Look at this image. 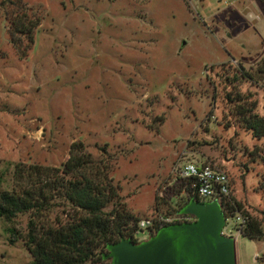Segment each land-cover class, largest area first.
Instances as JSON below:
<instances>
[{
  "label": "rangeland",
  "instance_id": "1",
  "mask_svg": "<svg viewBox=\"0 0 264 264\" xmlns=\"http://www.w3.org/2000/svg\"><path fill=\"white\" fill-rule=\"evenodd\" d=\"M17 21L38 26L29 38ZM263 56L264 0H0V190L16 164L59 167L81 141L139 221L189 216L174 211L189 197L176 174L188 161L224 171L230 197L261 218L264 138L227 97L264 115L261 88L231 84ZM28 221L0 219V264H31ZM234 221L236 264H264V239L237 236Z\"/></svg>",
  "mask_w": 264,
  "mask_h": 264
},
{
  "label": "trees",
  "instance_id": "2",
  "mask_svg": "<svg viewBox=\"0 0 264 264\" xmlns=\"http://www.w3.org/2000/svg\"><path fill=\"white\" fill-rule=\"evenodd\" d=\"M13 24L24 29L29 38L38 26L20 21ZM17 32L21 31L17 29ZM232 77L233 86L235 82H245L264 92V56L254 70L239 64ZM227 99L251 137L262 140L264 115L256 112V101L243 95ZM179 179V186L189 193L187 203L191 199L202 202L190 187L191 181ZM259 186L264 203V177ZM221 206L226 217L238 212L247 218L243 237L253 241L264 239V209L261 218L254 216L233 196ZM56 208L61 210V217L51 221L50 214ZM181 209L174 211L178 213ZM19 215L29 216L28 232L23 240L33 258L31 264H112L110 246L124 239L141 243L136 237L139 219L127 210L119 187L109 176V165L94 160L81 141L71 145L69 158L59 167L15 165L13 183L0 190V219L12 222ZM158 230L156 227L150 238ZM7 231L16 233L13 228Z\"/></svg>",
  "mask_w": 264,
  "mask_h": 264
},
{
  "label": "water",
  "instance_id": "3",
  "mask_svg": "<svg viewBox=\"0 0 264 264\" xmlns=\"http://www.w3.org/2000/svg\"><path fill=\"white\" fill-rule=\"evenodd\" d=\"M180 213L196 220L163 227L139 244L121 240L109 247L112 264H236L235 239L221 235L225 213L217 200L191 199Z\"/></svg>",
  "mask_w": 264,
  "mask_h": 264
},
{
  "label": "built area",
  "instance_id": "4",
  "mask_svg": "<svg viewBox=\"0 0 264 264\" xmlns=\"http://www.w3.org/2000/svg\"><path fill=\"white\" fill-rule=\"evenodd\" d=\"M224 1L226 2L228 0ZM176 174L182 179H189L191 181V187L200 201L217 200L221 205L230 199L231 188L229 177L224 171L219 169L211 161L203 163L194 161L185 162L176 169ZM232 216H235V221L233 223L236 230V235L240 236L242 235V230L247 223V218L238 212ZM193 217V215L183 216L175 219L159 217L156 223L150 219H142L138 223L136 235L148 228L157 227L158 229H161L177 222L191 223L196 220V218ZM229 217L225 216V225L221 231V235L225 237H231V235L227 232V220Z\"/></svg>",
  "mask_w": 264,
  "mask_h": 264
},
{
  "label": "crops",
  "instance_id": "5",
  "mask_svg": "<svg viewBox=\"0 0 264 264\" xmlns=\"http://www.w3.org/2000/svg\"><path fill=\"white\" fill-rule=\"evenodd\" d=\"M198 162H199V163H203L204 161H203V162H201V161H198Z\"/></svg>",
  "mask_w": 264,
  "mask_h": 264
}]
</instances>
